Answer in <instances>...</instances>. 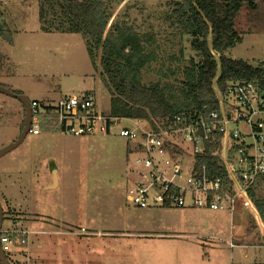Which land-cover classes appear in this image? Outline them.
<instances>
[{
    "label": "rangeland",
    "instance_id": "1",
    "mask_svg": "<svg viewBox=\"0 0 264 264\" xmlns=\"http://www.w3.org/2000/svg\"><path fill=\"white\" fill-rule=\"evenodd\" d=\"M180 1L123 0L115 6L106 33L114 20L126 15L141 34L151 37L156 59L143 69V82L164 81L171 88V102L182 105L186 102L180 90L183 71L192 60L198 63L202 58L192 48V37L177 16ZM39 2L0 0L3 25L0 27V82L14 86L16 92L21 89L30 100L38 96L44 103L55 104L65 95L87 93L94 98L98 110L109 113L111 94L100 76L99 63L96 67L88 54L84 38L80 34L43 31ZM254 3L255 8L246 3L240 10L235 28L241 41L228 48L225 56L257 66L264 63V0ZM216 59L219 62V55ZM219 74L220 68L213 83L218 100L222 95L217 90ZM24 117L20 100L0 93V152L13 143L10 139L18 134V120ZM50 120L51 128H45L39 135L29 133L17 147L0 157V199L5 202L2 229L37 230L60 226L78 234H87V229L95 228L174 235L193 233L179 229L174 211L149 214V209L127 204L133 165L129 156L131 144L126 139L116 133L76 137L58 131L52 127L54 120ZM121 125L133 124L123 120ZM255 192L264 197V180ZM223 212L219 213L221 233L216 234L218 238L213 240L212 248L206 246L202 251L203 258L221 261L226 258L231 264L263 262L264 250L231 249L224 242L233 240L237 245H251L250 239L240 236L251 230L236 228L230 223V215ZM249 226L251 229L255 226L254 219H250ZM82 228L85 231H81ZM174 240L180 241L178 238L170 241L172 250L176 247ZM131 242L136 243L131 237L122 238L124 245ZM6 255L13 262L15 257L10 253ZM15 256L23 259L20 254Z\"/></svg>",
    "mask_w": 264,
    "mask_h": 264
},
{
    "label": "built area",
    "instance_id": "2",
    "mask_svg": "<svg viewBox=\"0 0 264 264\" xmlns=\"http://www.w3.org/2000/svg\"><path fill=\"white\" fill-rule=\"evenodd\" d=\"M31 108L32 134L41 132L43 120L48 117L60 131L76 137L116 133L126 139L131 144L133 165L126 195L128 205L227 210L232 219L241 209L251 210L259 240L251 245H237L231 240L229 245L264 250V221L250 193L264 180L261 80L229 84L219 98L218 108L181 112L152 123L105 114L87 93L65 95L55 104L33 101ZM123 120L133 125H121ZM215 162L221 173L213 167ZM28 235L26 231L1 229L4 254L10 253L14 259L16 254L27 256ZM16 264L25 263L19 260Z\"/></svg>",
    "mask_w": 264,
    "mask_h": 264
},
{
    "label": "trees",
    "instance_id": "3",
    "mask_svg": "<svg viewBox=\"0 0 264 264\" xmlns=\"http://www.w3.org/2000/svg\"><path fill=\"white\" fill-rule=\"evenodd\" d=\"M121 1L123 0L39 2L41 29L45 32L80 34L85 40L93 64L97 67L99 63L100 76L111 94L110 112L105 114L152 123L154 119L172 118L181 112L218 108L219 100L213 87L218 68L220 74L217 90L221 93L225 92L229 84L238 80L258 79L264 83V63L255 66L245 60L225 56L228 48L241 41L235 28L240 10L246 3L255 8V0H181L177 3V16L185 24L186 33L192 37V48L202 58L198 63L192 60L190 66L183 71L180 90L186 102L182 105L171 102V88L164 81L149 84L143 82V69L156 59L157 52L152 50L151 37L141 34L126 15L114 20L106 33L114 8ZM216 55H219V62ZM46 122L49 124L51 120L48 117L43 120L41 132L45 128H51ZM52 127L60 131L56 125ZM21 128H24V121ZM212 165L218 172H222L217 167L218 163ZM250 193L256 210L264 221V197L257 196L255 189ZM7 259L10 264L19 261L13 258L11 262L10 258ZM243 264H264V261Z\"/></svg>",
    "mask_w": 264,
    "mask_h": 264
},
{
    "label": "crops",
    "instance_id": "4",
    "mask_svg": "<svg viewBox=\"0 0 264 264\" xmlns=\"http://www.w3.org/2000/svg\"><path fill=\"white\" fill-rule=\"evenodd\" d=\"M0 85L10 90H16L14 86L8 83L0 82ZM18 91L21 94H25L21 89H18ZM41 100L42 99L36 96L33 100H30V102H43ZM23 121L24 118H19L16 126L18 134L15 135L16 137H13V139H10L11 142H14L20 136L23 130L21 128ZM27 137L28 135L25 138ZM51 170L56 171L54 167H52ZM45 187L49 189L51 185H46ZM0 202L2 208L4 207L5 209V202L2 199H0ZM140 209H149V214L151 212H156L155 214H157L162 211H174V215L179 221V229L186 232L192 231L193 233L174 235L162 232L147 233L143 231L138 233L133 230L129 231L125 229L101 230L95 228L93 230L87 229V234L81 232V234H78L75 230H71L68 227L62 228L60 226H54L52 228L45 226L37 230L19 229L29 233V242L27 245L28 255H22L23 259L20 258L19 260L23 261L25 264H231V261L227 262L226 258H222L223 261L217 258L212 259L211 257L205 259L202 254L206 246H210V248L214 246L213 240L218 238L216 234L221 233V229L218 230V227L222 226L219 213L223 211H225L223 213L230 215V223L234 224L236 228L251 230L249 234L242 233L240 235L242 238L250 239L251 244L259 240V229L255 225L256 221L253 218V212L251 210L241 209L235 215L234 219H232L231 214L227 210L213 211L208 208H196L191 206L183 208L158 207ZM148 213L147 215H149ZM52 218L57 219V217L54 216H52ZM250 219H254V225L256 226H253L252 229L254 230L249 226ZM82 230L83 228L81 231ZM30 234L32 236H30ZM125 237H131L132 241H136V243L133 244V242H131V244L124 245L122 243V238ZM155 237L160 239L157 240ZM177 238L180 239V241L174 240L176 247L172 250L170 246L173 245V242L170 241ZM166 239L168 240L167 242L165 241ZM205 239H210V241H206ZM153 240L156 242H150ZM160 240L165 242L161 243ZM76 241L80 244H76ZM224 242L231 249L236 248H232L229 245L231 240H225ZM244 256L248 257V254L245 253Z\"/></svg>",
    "mask_w": 264,
    "mask_h": 264
},
{
    "label": "water",
    "instance_id": "5",
    "mask_svg": "<svg viewBox=\"0 0 264 264\" xmlns=\"http://www.w3.org/2000/svg\"><path fill=\"white\" fill-rule=\"evenodd\" d=\"M0 27L3 28V25L1 22H0ZM0 93L17 98L18 100H20V102L25 107L24 128L19 138H17L16 141H14L11 145H9L8 147H6L0 152V157H1L5 155L6 153L10 152L11 150H13L15 147H17L25 139V137L29 134L31 124H32V108H31L30 100L23 94L16 93L15 91L10 90L9 88L2 86V85H0ZM54 175H56V171H54ZM55 182L57 183V176H55ZM3 221H4V210L0 202V233H1L2 226H3ZM0 263L10 264L6 258V255L4 254L1 248V243H0Z\"/></svg>",
    "mask_w": 264,
    "mask_h": 264
}]
</instances>
